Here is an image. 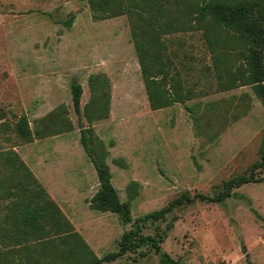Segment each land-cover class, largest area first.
Returning <instances> with one entry per match:
<instances>
[{"label": "rangeland", "instance_id": "obj_1", "mask_svg": "<svg viewBox=\"0 0 264 264\" xmlns=\"http://www.w3.org/2000/svg\"><path fill=\"white\" fill-rule=\"evenodd\" d=\"M165 38L192 97L152 110L125 15L96 19L86 0H0V150L18 153L98 257L117 251L137 218L183 192L214 195L261 158L263 104L249 85L220 88L225 78H218L212 55L230 51L225 56L231 65L240 58L211 47L203 29ZM95 74L108 79L110 106L108 116L90 126L108 151L120 201L130 204L128 223L89 205L98 180L80 142L87 121L74 111L70 85L81 84L83 106ZM50 112L61 114L65 127L25 141L17 125L33 133ZM254 171L259 181L234 187L223 201L195 197L174 205L162 220L140 222L141 235H154L181 264H264V168ZM158 259L144 244L106 264Z\"/></svg>", "mask_w": 264, "mask_h": 264}, {"label": "trees", "instance_id": "obj_2", "mask_svg": "<svg viewBox=\"0 0 264 264\" xmlns=\"http://www.w3.org/2000/svg\"><path fill=\"white\" fill-rule=\"evenodd\" d=\"M96 19L125 15L128 19L134 51L140 67L149 107L152 110L174 103H185L192 90L184 88L179 69L167 54L165 36L174 32L203 29L211 47H225L235 52L240 62L228 63L230 51H213V65L224 90L249 85L264 107V0H86ZM73 17L65 23L70 25ZM225 61V62H223ZM101 74L89 77L91 91L81 106L82 86L73 80L71 99L76 114L83 116L87 127L81 130L80 142L93 164L98 188L89 205L102 212L116 213L123 223L131 221L130 204L120 201L111 182V172L104 144L93 136L92 122L109 114L110 87ZM24 121V119H23ZM61 114L50 112L41 126L30 132L24 123L17 131L25 141L44 137L65 127ZM261 158L252 163L248 173L223 182V190L214 195L183 192L168 205L137 218L134 226L122 234L117 251L98 257L64 216L31 170L12 149L0 150V264H106L117 257L149 244L158 255V264H181L162 251L154 235H141L140 222L162 220L174 205L197 197L214 202L233 195L232 189L259 181L255 168H264V136ZM123 165L120 158L114 159ZM128 187L129 199L134 191Z\"/></svg>", "mask_w": 264, "mask_h": 264}, {"label": "water", "instance_id": "obj_3", "mask_svg": "<svg viewBox=\"0 0 264 264\" xmlns=\"http://www.w3.org/2000/svg\"><path fill=\"white\" fill-rule=\"evenodd\" d=\"M243 250H244V246H243Z\"/></svg>", "mask_w": 264, "mask_h": 264}]
</instances>
